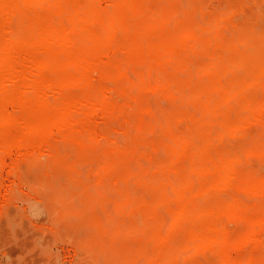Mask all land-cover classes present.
Masks as SVG:
<instances>
[{
  "label": "bare ground",
  "instance_id": "6f19581e",
  "mask_svg": "<svg viewBox=\"0 0 264 264\" xmlns=\"http://www.w3.org/2000/svg\"><path fill=\"white\" fill-rule=\"evenodd\" d=\"M157 1L154 7L156 0H0V164L14 149L57 155L52 139L79 154L86 144L102 146L98 189L114 190L105 179L128 174L130 158L151 159L144 145L156 147L158 136L167 159L148 168L141 163L146 175L136 184L145 191H117V217L126 212L131 223L128 237L151 250L150 261L210 254L195 264H264V203L234 194L264 198V174L245 167L249 157L264 158V50L254 45L264 35L230 32L228 11L195 25L182 0ZM198 49L211 64L189 63ZM105 80L130 101L113 102ZM146 94L192 105L196 113L172 120L161 108L159 120ZM97 115L122 117L129 145L103 144ZM238 136L249 140L240 151L225 147ZM140 213L145 221L135 226Z\"/></svg>",
  "mask_w": 264,
  "mask_h": 264
},
{
  "label": "rangeland",
  "instance_id": "374dc122",
  "mask_svg": "<svg viewBox=\"0 0 264 264\" xmlns=\"http://www.w3.org/2000/svg\"><path fill=\"white\" fill-rule=\"evenodd\" d=\"M158 2L157 0L154 2V7ZM210 4L212 10L209 9ZM179 6L183 10L193 12L190 18L195 25L204 24V20L214 21L220 14L228 11L230 14L226 16V20L230 32L244 29L248 34L255 31L264 35V0H182ZM13 30H17L15 25ZM254 45L263 46L264 50L263 40L257 39ZM188 61L195 67L212 63L210 55L201 49H198ZM237 75L241 77L245 72L238 71ZM131 77L134 79L132 74ZM102 85L109 90L113 102L124 105L130 101L128 94L117 90L112 82L105 80ZM153 96L146 94V99L158 112L156 117L159 120L164 117L162 109L170 113L172 120H176L181 113H196L192 105L179 107V101L176 105L170 99ZM257 96L262 98L263 92L259 90ZM94 120L98 134L105 142L103 144L116 141L121 148L129 145L127 134L121 131L122 117L108 119L97 115ZM185 126L182 124L180 128L183 129ZM153 140L156 147L151 144L144 145L151 159L140 162L136 158H130L128 174H111L105 179V183L109 186L114 185L116 190L108 188L101 190L102 192L98 189L95 170L104 158L105 147L99 146L95 149L86 144L88 149L85 147V152L79 154L73 144L52 139L51 142L53 144L55 142L60 152L57 155H48L46 149L36 151L14 149L5 155L4 164H0V264H195L196 257L200 258L202 263H206L207 258H213L210 254H202L193 257L187 255L178 260L172 254L167 258H161V261H150L148 257L151 250L126 234L128 232L126 226L131 224L126 212L117 217V204L120 201L118 190L128 193L133 191L132 194L145 191L136 184L138 179L146 175L140 168L141 163L148 168L151 161L167 159L165 143L158 136ZM248 142V139L238 136L227 138L224 145L228 149L240 151ZM61 146L64 150H60ZM74 162L77 163L76 168L72 167ZM246 166L264 174V158L249 157ZM234 194L241 196L240 198L246 202L264 203V198L253 197L239 190H235ZM33 200L38 205L35 202L33 204ZM138 215L133 219L134 225L142 226L145 214ZM163 216L167 217L164 214ZM153 224L148 223L150 229ZM234 227L235 225L232 226Z\"/></svg>",
  "mask_w": 264,
  "mask_h": 264
}]
</instances>
